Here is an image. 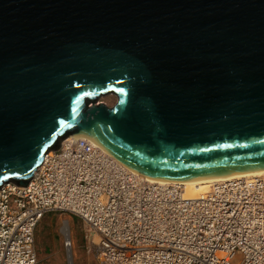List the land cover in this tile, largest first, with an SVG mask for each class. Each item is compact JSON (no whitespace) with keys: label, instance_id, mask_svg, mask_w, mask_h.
<instances>
[{"label":"water","instance_id":"95a60500","mask_svg":"<svg viewBox=\"0 0 264 264\" xmlns=\"http://www.w3.org/2000/svg\"><path fill=\"white\" fill-rule=\"evenodd\" d=\"M77 135L145 177L263 170L264 0H0V189Z\"/></svg>","mask_w":264,"mask_h":264},{"label":"built area","instance_id":"2783aa9c","mask_svg":"<svg viewBox=\"0 0 264 264\" xmlns=\"http://www.w3.org/2000/svg\"><path fill=\"white\" fill-rule=\"evenodd\" d=\"M49 154L26 188L0 189V264H38L35 231L53 212L95 230L99 264H264V177L186 198L181 185L154 183L87 138Z\"/></svg>","mask_w":264,"mask_h":264},{"label":"rangeland","instance_id":"374dc122","mask_svg":"<svg viewBox=\"0 0 264 264\" xmlns=\"http://www.w3.org/2000/svg\"><path fill=\"white\" fill-rule=\"evenodd\" d=\"M117 98L103 97L99 102L112 107ZM67 140V139H66ZM63 140L62 142L66 141ZM211 187L203 193L209 191ZM64 220L70 223V233L73 241L71 257L66 246L67 237L62 232ZM86 226L84 222L68 213L53 212L44 215L39 222L36 231V253L38 264H97L95 255L96 237H85Z\"/></svg>","mask_w":264,"mask_h":264},{"label":"bare ground","instance_id":"6f19581e","mask_svg":"<svg viewBox=\"0 0 264 264\" xmlns=\"http://www.w3.org/2000/svg\"><path fill=\"white\" fill-rule=\"evenodd\" d=\"M105 97H115L116 96L114 94H109ZM103 97H101L100 99H102ZM77 136H81L83 138H87L89 140H91L89 137L85 136V135H77ZM70 141L74 140V137H70L69 138ZM96 146L100 147L99 145H97L93 140H91ZM101 148V147H100ZM102 149V148H101ZM104 150V149H103ZM50 153V152H49ZM47 154L50 155V154ZM45 161H43L44 163ZM42 163V165H43ZM41 165V166H42ZM40 166V168H41ZM40 168L35 172V174L39 173ZM264 177V169L263 170H256V171H251V172H245V173H239V174H230V175H224V176H220V177H210V178H204V179H197V180H186V181H182V182H173V181H167V180H161V179H156V178H151V177H146V179L154 182V183H164V184H171V185H181L184 189V196L186 198H197L200 195H205L207 194L209 191L203 193L204 191L208 190L210 187L212 188V186L224 181V180H230V179H242V178H251V177ZM34 177V176H33ZM42 220V219H41ZM86 233H85V237L86 239H89L93 236L96 237L95 240L96 241V246H95V255H96V249L98 247V242L99 239L97 237V233L95 232V230H92L88 225H86ZM69 229H70V224L67 220H64V225L62 228V232L66 235L67 240H66V246L68 248V253L71 257V251L73 249V241L71 239V237H69ZM35 246H36V239H35ZM149 255L154 258L155 260H157V255L158 254H150ZM137 257L142 256V252H137L136 254ZM96 262L98 263V258H96Z\"/></svg>","mask_w":264,"mask_h":264},{"label":"crops","instance_id":"0c3cea01","mask_svg":"<svg viewBox=\"0 0 264 264\" xmlns=\"http://www.w3.org/2000/svg\"><path fill=\"white\" fill-rule=\"evenodd\" d=\"M68 222H69V221H68ZM69 224H70V223H69ZM70 229H71V228H70ZM70 229H69V231H70ZM70 232H71V231H70ZM70 232H69V233H70ZM63 234H64V233H63Z\"/></svg>","mask_w":264,"mask_h":264}]
</instances>
